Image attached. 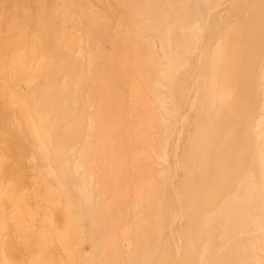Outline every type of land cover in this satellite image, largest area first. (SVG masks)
Masks as SVG:
<instances>
[{
  "label": "rangeland",
  "instance_id": "374dc122",
  "mask_svg": "<svg viewBox=\"0 0 264 264\" xmlns=\"http://www.w3.org/2000/svg\"><path fill=\"white\" fill-rule=\"evenodd\" d=\"M86 1L94 5L86 16L77 10L82 5L78 0L56 6L60 12L66 13L68 9L66 16L74 15L75 28L67 22L69 32L79 39L86 58L95 55L101 40L104 50L110 49L109 38L103 36L95 38L89 50L91 38L102 36L98 28H117L119 42L139 49L138 54L131 56L123 52L115 54L117 63L126 68L138 62L148 66L151 58H155L171 77L153 88L160 94L154 107L163 119L159 144L155 150L137 151L144 156V166L151 159L159 170L148 182L140 178L131 184L134 169L142 165L133 158L124 138L126 157L119 168L116 159L107 162V174L98 175L100 167L94 170L84 165L79 152L81 145L79 150L75 147L68 151V169L60 170V160L55 155L46 159L48 165L45 164L44 171L59 179L60 190L66 193L63 205L70 207L79 225L77 216L83 217L82 236L90 240L85 242L84 250L90 251L94 244L110 249L116 244L110 229H116L120 233L126 231L128 240L134 237L140 247H134L131 242L129 248L132 239L125 243L123 240V250L130 255L126 256L128 261L124 260L127 263L254 264L259 261L264 264L263 258L258 260L264 256V221L263 233H254L261 230L254 229V218L264 216V204L259 206L253 193L244 198L240 192L239 198H235V176L229 172L235 160L247 157V118L264 105V80L257 74L264 65V0ZM85 20L90 22L89 28ZM77 84L81 83H72L70 92L75 91ZM176 87L182 90L179 88L178 93ZM220 89L228 92L217 93ZM75 100L70 105L73 112L81 108ZM220 102L228 105V109L221 108ZM57 124L65 127L66 135L75 131L72 120L60 117ZM87 140H96L91 130ZM186 157L190 160H185ZM133 164H137L134 169ZM70 167V174L64 173ZM85 172H92L95 177L90 184L82 186ZM104 182L109 185L107 192ZM244 183L240 184L241 189L246 186ZM230 185L234 190L228 188ZM113 187L120 189L114 191ZM156 189L162 191L160 198L147 197ZM137 198L139 203L135 205ZM52 214L58 216L57 212ZM156 230L160 232L158 237ZM245 233L250 236L246 238ZM154 235L158 240L156 237L153 240ZM177 257H180L178 261Z\"/></svg>",
  "mask_w": 264,
  "mask_h": 264
},
{
  "label": "bare ground",
  "instance_id": "6f19581e",
  "mask_svg": "<svg viewBox=\"0 0 264 264\" xmlns=\"http://www.w3.org/2000/svg\"><path fill=\"white\" fill-rule=\"evenodd\" d=\"M68 1L0 0V264H126L124 260L129 251L125 254L123 243L132 239L129 248L131 242L134 247L140 248L134 237L128 240L126 231L128 236L125 232L109 228L116 240L113 247L107 250L92 243L93 249L85 251L84 244L90 240L82 236L83 217L77 216L80 226L74 220L70 207L63 205L66 193L60 190V180L49 176L44 167L46 159L55 155L60 160V170L68 169V151L76 147L80 149L81 159L88 169L100 167L98 175L107 174V162L116 159L119 168L126 157L127 146L122 144L124 138L131 147L133 158L142 165L135 170L137 164H133L131 184H136L140 178L148 182L158 175L159 170L151 159L144 166V156L137 154V151L155 150L159 144L163 119H160L154 107L160 94L153 88L171 76L155 58H151L148 66L138 62L126 68L117 63L115 54L123 52L131 56L139 53L135 45L130 47L119 42L117 28H98L102 36L91 38L89 50H92L95 38L107 36L111 51L104 50L101 40L95 55L86 58L79 39L69 32L67 22L70 21L73 27L76 20L74 15L66 16L68 9L65 13L56 7ZM78 1L79 5L82 3V8L77 10L84 16L94 9L91 2ZM87 21L84 23L89 28L90 22ZM129 71H133L132 74H128ZM257 74L264 80V65ZM75 81L81 84L70 92ZM213 85H216L214 81ZM176 88L179 93L180 87ZM225 92L228 91L217 90L220 94ZM77 98L80 100H75ZM71 100L78 105L80 102V110L72 111ZM220 103L221 108L229 107ZM92 107L93 110H90ZM262 107L252 111L254 113L247 118V157L245 155L244 160H235L229 169L235 176V198L240 196V192L244 198L253 193L260 202L259 206L264 204V105ZM60 117L74 121L75 131L66 135L65 127L57 124ZM90 130L96 137L93 142L87 140ZM91 145L93 149L89 150ZM195 153L199 157L197 150ZM185 160L190 158L186 157ZM193 161L196 162V159ZM38 165H42V168ZM70 169L64 173L70 174ZM83 177L82 186L90 184L95 176L92 172H85ZM241 182H246L243 189L240 188ZM232 187L230 185L228 188L234 190ZM103 188L107 192L109 185L104 182ZM119 189L113 187L114 191ZM161 192L156 189L147 197L160 198L163 195ZM252 196L249 198L255 200ZM138 203L139 198L135 200V205ZM53 212H57L58 216L55 217ZM262 221L264 216L254 218V229H261L260 232L253 229L254 233H263ZM175 233L178 235V232ZM249 233H245L246 238L250 236ZM149 238L152 239L151 236ZM145 249L148 251L146 246ZM262 258L264 256L258 257V260ZM131 262L137 264L134 261L127 264Z\"/></svg>",
  "mask_w": 264,
  "mask_h": 264
}]
</instances>
